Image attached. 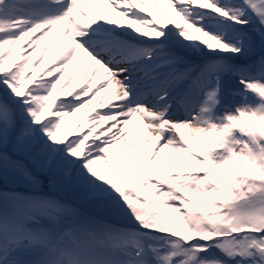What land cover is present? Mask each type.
Returning a JSON list of instances; mask_svg holds the SVG:
<instances>
[{
  "label": "snow or ice",
  "instance_id": "1",
  "mask_svg": "<svg viewBox=\"0 0 264 264\" xmlns=\"http://www.w3.org/2000/svg\"><path fill=\"white\" fill-rule=\"evenodd\" d=\"M78 57L104 75L54 97ZM10 171L31 187L0 191V264H264V0H0Z\"/></svg>",
  "mask_w": 264,
  "mask_h": 264
},
{
  "label": "bare ground",
  "instance_id": "2",
  "mask_svg": "<svg viewBox=\"0 0 264 264\" xmlns=\"http://www.w3.org/2000/svg\"><path fill=\"white\" fill-rule=\"evenodd\" d=\"M89 7L95 9L97 13H99V7L95 5L94 3H90L88 5ZM105 7H109L108 5H105ZM109 11L111 12L112 9L109 7ZM167 11L166 5L160 4L156 8L157 16H161L162 14H165ZM112 15L115 17L116 13L112 12ZM142 30H143V26ZM48 42H41L39 48L36 49V51L33 53V56L36 57L37 54L45 49V45ZM17 50H19V45H17ZM60 52V43L57 42L54 45L48 46L46 48V51H44V55L42 57L43 63H41L36 68V73L40 75L45 70V65L49 63L50 60H53L54 57L59 54ZM31 69V66H30ZM104 75V70L102 68H97L95 65H92V67L89 68V74L87 77L84 76V66L83 61L78 57L76 61L73 62V64H70L66 69H64V76L61 79V83L57 84L56 91L53 93V96L55 94H59L61 92L62 85H64L65 80L69 76H71V81L67 84V86L64 88V91L69 92L70 88H72V91L76 90L77 87L81 84L82 78L85 80H92L94 82L99 81L101 77ZM71 91V92H72ZM111 89H109V92L105 95V100L101 101L100 97L97 96L95 100L92 101L91 104L86 105L84 108L79 109L77 112L73 113L71 116L65 118V128L68 130L74 129L75 125L79 122L80 118L83 116L85 118V122H87V114H89L92 109L96 108L98 104L100 103H107V101L111 98ZM70 93V92H69ZM138 123V122H137ZM30 163H34L35 165L39 166V163L34 161L33 159L28 160ZM43 171V170H42ZM46 175V173L43 171ZM47 177V175H46Z\"/></svg>",
  "mask_w": 264,
  "mask_h": 264
},
{
  "label": "rangeland",
  "instance_id": "3",
  "mask_svg": "<svg viewBox=\"0 0 264 264\" xmlns=\"http://www.w3.org/2000/svg\"><path fill=\"white\" fill-rule=\"evenodd\" d=\"M195 147V145H194ZM20 158L23 160V162L27 165V167L32 171V173L37 176L40 180L43 181L44 185L48 187L49 191L54 192L57 196L74 203L77 207L82 208L85 212L93 211L86 202L80 200L75 193L68 190L67 188H61L58 184H52L49 185V179L46 177L44 173H42L41 167L35 165L34 163H30L28 160L31 158L29 156L21 154ZM32 159V158H31ZM5 183H7V189H5ZM15 184V185H14ZM9 186H19V188L22 189H29L31 185L27 182V180L19 175L18 173L9 172L7 177L4 176L2 172H0V189L2 191H12L9 190ZM22 191V190H19Z\"/></svg>",
  "mask_w": 264,
  "mask_h": 264
}]
</instances>
